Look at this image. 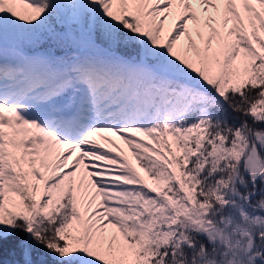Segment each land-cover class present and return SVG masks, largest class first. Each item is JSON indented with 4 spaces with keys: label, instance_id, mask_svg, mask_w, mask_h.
<instances>
[{
    "label": "snow or ice",
    "instance_id": "obj_1",
    "mask_svg": "<svg viewBox=\"0 0 264 264\" xmlns=\"http://www.w3.org/2000/svg\"><path fill=\"white\" fill-rule=\"evenodd\" d=\"M0 264H264V0H0Z\"/></svg>",
    "mask_w": 264,
    "mask_h": 264
}]
</instances>
